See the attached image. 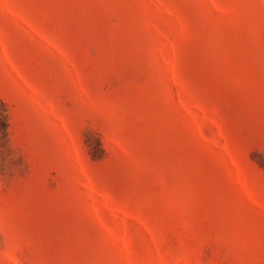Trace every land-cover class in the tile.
I'll return each mask as SVG.
<instances>
[{"label": "rangeland", "instance_id": "374dc122", "mask_svg": "<svg viewBox=\"0 0 264 264\" xmlns=\"http://www.w3.org/2000/svg\"><path fill=\"white\" fill-rule=\"evenodd\" d=\"M0 264H264V0H0Z\"/></svg>", "mask_w": 264, "mask_h": 264}, {"label": "trees", "instance_id": "16d2710c", "mask_svg": "<svg viewBox=\"0 0 264 264\" xmlns=\"http://www.w3.org/2000/svg\"><path fill=\"white\" fill-rule=\"evenodd\" d=\"M1 104V102H0ZM7 129H8V124H7V119L4 115V113L0 114V134L2 135H7Z\"/></svg>", "mask_w": 264, "mask_h": 264}]
</instances>
